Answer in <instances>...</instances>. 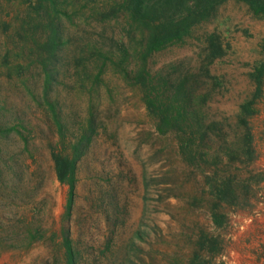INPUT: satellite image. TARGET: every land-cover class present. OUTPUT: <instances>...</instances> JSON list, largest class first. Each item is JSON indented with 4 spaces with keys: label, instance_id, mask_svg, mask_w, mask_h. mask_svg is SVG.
<instances>
[{
    "label": "rangeland",
    "instance_id": "obj_1",
    "mask_svg": "<svg viewBox=\"0 0 264 264\" xmlns=\"http://www.w3.org/2000/svg\"><path fill=\"white\" fill-rule=\"evenodd\" d=\"M143 43L123 0H0V264H264V17Z\"/></svg>",
    "mask_w": 264,
    "mask_h": 264
},
{
    "label": "trees",
    "instance_id": "obj_2",
    "mask_svg": "<svg viewBox=\"0 0 264 264\" xmlns=\"http://www.w3.org/2000/svg\"><path fill=\"white\" fill-rule=\"evenodd\" d=\"M224 0H123L128 10L131 21L141 29L143 43L142 57L156 51L167 43L182 40L191 29L198 23L208 20L216 11V8ZM248 5L250 10L257 16L264 17V0H241ZM264 50V47H263ZM248 104L244 105V111ZM175 119L178 120L176 117ZM94 131L90 122L89 135ZM83 136V135H82ZM83 137L76 139L73 144V154L64 156L54 155L55 170L58 180L69 186L67 212L71 208L75 189L76 162L82 154L79 153V143ZM90 137L87 138V142ZM66 264H78L74 257V251L68 237H65Z\"/></svg>",
    "mask_w": 264,
    "mask_h": 264
}]
</instances>
